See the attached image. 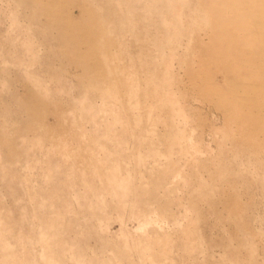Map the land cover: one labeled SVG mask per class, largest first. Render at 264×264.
<instances>
[{"label":"rangeland","instance_id":"374dc122","mask_svg":"<svg viewBox=\"0 0 264 264\" xmlns=\"http://www.w3.org/2000/svg\"><path fill=\"white\" fill-rule=\"evenodd\" d=\"M0 264H264V0H0Z\"/></svg>","mask_w":264,"mask_h":264}]
</instances>
